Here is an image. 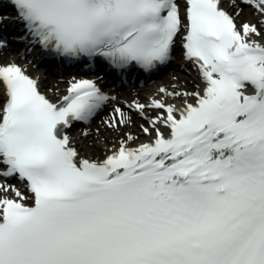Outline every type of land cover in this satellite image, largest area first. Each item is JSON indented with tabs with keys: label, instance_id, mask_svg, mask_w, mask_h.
Wrapping results in <instances>:
<instances>
[{
	"label": "snow or ice",
	"instance_id": "obj_1",
	"mask_svg": "<svg viewBox=\"0 0 264 264\" xmlns=\"http://www.w3.org/2000/svg\"><path fill=\"white\" fill-rule=\"evenodd\" d=\"M9 2L22 41L120 72L167 64L179 39L203 87L129 105L158 113L151 141L90 159L65 130L115 97L81 79L54 102L0 64V264H264V0H241L262 19L240 25L221 0H185L183 16L177 0Z\"/></svg>",
	"mask_w": 264,
	"mask_h": 264
},
{
	"label": "bare ground",
	"instance_id": "obj_2",
	"mask_svg": "<svg viewBox=\"0 0 264 264\" xmlns=\"http://www.w3.org/2000/svg\"><path fill=\"white\" fill-rule=\"evenodd\" d=\"M177 3L180 5L181 14L183 16L185 0H177ZM220 6L233 16L238 25L245 22L255 23L262 19L254 13L251 7L246 10L243 4L235 0H221ZM237 12H239V15H236ZM179 45L180 40L178 39V46ZM11 62L25 69L27 74L37 80L40 91L53 101H59L68 94L67 89L70 82L73 80H80L79 77H48L38 70L31 69L8 49L4 53L0 52V64ZM198 85L200 88L203 87L198 69L195 65H191L190 63L189 67L178 66L175 68L172 73L166 76L156 87H144L142 89L134 88L121 92H106V95L115 97L114 100L109 102L108 110L89 124L75 128L74 130L66 131V133L72 138L74 145L80 151L81 157L90 159H103L107 154L111 153L112 149L118 148L120 140H126V134H131L136 138L135 143L131 145L132 147H136L141 143H149L152 137L146 135L141 126L149 127L148 120L155 117L158 113L149 109L144 114V116L147 117V119H145L141 117L134 108H129L128 106L136 102L147 104L154 98L160 99L163 95L159 93V89L161 88L173 92H192L199 90L197 87ZM166 99L168 103H174L178 107L182 106V97H166ZM115 107H121L125 113L131 117V123L127 126L120 127L118 130L109 128L105 123L112 117ZM84 133H87V135L85 136Z\"/></svg>",
	"mask_w": 264,
	"mask_h": 264
},
{
	"label": "rangeland",
	"instance_id": "obj_3",
	"mask_svg": "<svg viewBox=\"0 0 264 264\" xmlns=\"http://www.w3.org/2000/svg\"><path fill=\"white\" fill-rule=\"evenodd\" d=\"M92 138H94V137H92ZM92 138H91V139H92Z\"/></svg>",
	"mask_w": 264,
	"mask_h": 264
}]
</instances>
